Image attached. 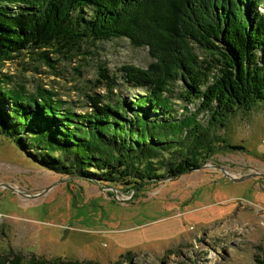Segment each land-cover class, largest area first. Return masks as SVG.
<instances>
[{"label":"trees","instance_id":"obj_1","mask_svg":"<svg viewBox=\"0 0 264 264\" xmlns=\"http://www.w3.org/2000/svg\"><path fill=\"white\" fill-rule=\"evenodd\" d=\"M121 39L148 49L153 62L124 66L118 75L99 65L93 87L106 95L84 91L91 109L84 115L54 88L33 86L24 66L21 76L3 73L8 63L27 65L28 58L37 73L60 78L61 60ZM123 86L131 89L129 100L117 91ZM261 101L264 0H0V136L64 177L134 190L166 172L196 170L193 147L213 157L216 128ZM25 261L11 254L0 264L75 262L36 254Z\"/></svg>","mask_w":264,"mask_h":264},{"label":"rangeland","instance_id":"obj_2","mask_svg":"<svg viewBox=\"0 0 264 264\" xmlns=\"http://www.w3.org/2000/svg\"><path fill=\"white\" fill-rule=\"evenodd\" d=\"M98 46L61 60L60 78L37 73L28 58L27 65L21 59L8 63L3 73L21 76L24 66L33 86L54 88L84 115L91 112L84 91L106 95L93 87L99 65L118 75L124 66L144 69L153 62L148 49L133 48L126 39ZM117 91L132 97L128 87ZM200 119L207 127L209 115ZM213 134V157L203 146L192 149L198 169L166 172L134 190L49 171L0 136V259L12 254L28 262L36 254L97 264H256L264 258V101L237 111ZM184 160L182 155L176 162Z\"/></svg>","mask_w":264,"mask_h":264},{"label":"water","instance_id":"obj_3","mask_svg":"<svg viewBox=\"0 0 264 264\" xmlns=\"http://www.w3.org/2000/svg\"><path fill=\"white\" fill-rule=\"evenodd\" d=\"M49 189V188H48ZM48 189L46 190V192H48ZM45 193V192H44Z\"/></svg>","mask_w":264,"mask_h":264}]
</instances>
